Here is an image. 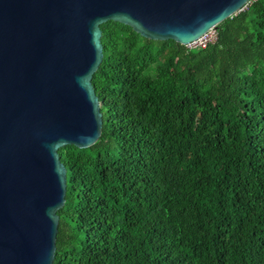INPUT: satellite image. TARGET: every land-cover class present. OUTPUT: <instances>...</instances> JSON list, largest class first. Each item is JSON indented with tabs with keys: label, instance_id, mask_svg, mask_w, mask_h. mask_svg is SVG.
<instances>
[{
	"label": "trees",
	"instance_id": "1",
	"mask_svg": "<svg viewBox=\"0 0 264 264\" xmlns=\"http://www.w3.org/2000/svg\"><path fill=\"white\" fill-rule=\"evenodd\" d=\"M100 29L102 130L58 151L53 264H264V0L204 49Z\"/></svg>",
	"mask_w": 264,
	"mask_h": 264
},
{
	"label": "water",
	"instance_id": "2",
	"mask_svg": "<svg viewBox=\"0 0 264 264\" xmlns=\"http://www.w3.org/2000/svg\"><path fill=\"white\" fill-rule=\"evenodd\" d=\"M252 1L0 0V264H53L67 181L58 151L90 148L102 130L100 26L187 46Z\"/></svg>",
	"mask_w": 264,
	"mask_h": 264
},
{
	"label": "built area",
	"instance_id": "3",
	"mask_svg": "<svg viewBox=\"0 0 264 264\" xmlns=\"http://www.w3.org/2000/svg\"><path fill=\"white\" fill-rule=\"evenodd\" d=\"M215 40H216V30H210L202 37L188 44L185 47H187L188 49H195V48L204 49L208 44L215 42Z\"/></svg>",
	"mask_w": 264,
	"mask_h": 264
}]
</instances>
